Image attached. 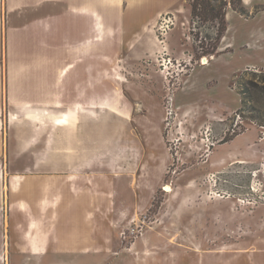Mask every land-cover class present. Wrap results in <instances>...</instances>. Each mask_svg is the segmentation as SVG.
<instances>
[{"label":"rangeland","instance_id":"rangeland-1","mask_svg":"<svg viewBox=\"0 0 264 264\" xmlns=\"http://www.w3.org/2000/svg\"><path fill=\"white\" fill-rule=\"evenodd\" d=\"M171 3L174 24L162 43L151 24L141 43L84 51L65 45L55 60L65 75L55 77L54 108L43 118L29 116L28 125L50 123L63 110L65 123L43 129L36 151H0V264H264V126L191 102L207 95L189 76L209 55L203 52L217 21L192 16L189 0ZM246 23L231 29L234 55L198 67L195 83L214 77L221 89L229 68L257 60L240 49L241 42L255 46L247 29L253 24ZM241 133L239 141L227 139ZM17 171L71 175L70 188H58L56 199H78L80 231H98L99 244L84 245L85 252L14 251L6 180Z\"/></svg>","mask_w":264,"mask_h":264},{"label":"crops","instance_id":"crops-1","mask_svg":"<svg viewBox=\"0 0 264 264\" xmlns=\"http://www.w3.org/2000/svg\"><path fill=\"white\" fill-rule=\"evenodd\" d=\"M150 1L0 0V151H36L35 143L42 137L43 129L65 123L63 110L59 116L52 117L50 123L46 119L39 120L33 128L28 125L33 122L29 116L35 114L43 118L41 115H47L54 108L55 77L65 75V66L55 67V60L63 58L65 45L84 51V45H91L89 49L93 50L94 46L102 44L127 46L141 43L145 33L152 31L150 25L156 24L159 15L172 12L173 0H153V5ZM241 1L250 10L254 5L264 6V0ZM150 12L154 14L150 16ZM262 17L264 7L253 16L244 17L227 5L226 29L217 42L216 52L205 55L207 63H199L189 76L193 88L199 87L197 91L206 90L207 95L193 98L191 102L196 100L199 105H210L212 115L216 112L215 107L227 108L229 111H236L240 107V95L231 86V77L253 66L264 71ZM245 23L253 24L247 29L254 38L255 46L252 41L245 44L241 42L240 49L251 51L257 60L229 68L222 75L221 89H218L219 82L214 77L195 83L192 77L198 67L207 69L210 64L234 55L231 29L243 28ZM227 47L233 51L224 52ZM70 50L68 47V52ZM21 117L25 124L20 126L17 120ZM4 123L8 124V130L4 129ZM59 128L64 132L62 127ZM243 133L230 142L240 139ZM15 140L18 142H11ZM240 143L247 144L236 142L237 145ZM238 151L247 149L241 148ZM4 168L0 165V180ZM45 168L42 166L39 170ZM72 178L65 173H9L6 194L12 220L8 227V238L14 251L31 255L47 253L49 250L85 252L87 250L82 249L84 245H92L93 242L94 245L99 244L98 231L90 227L80 231L85 218L82 217L84 207L79 205L78 199H70L71 196L56 199L57 189L70 188ZM1 196L3 194L0 193ZM46 219L48 224L44 222Z\"/></svg>","mask_w":264,"mask_h":264},{"label":"trees","instance_id":"trees-1","mask_svg":"<svg viewBox=\"0 0 264 264\" xmlns=\"http://www.w3.org/2000/svg\"><path fill=\"white\" fill-rule=\"evenodd\" d=\"M189 5L192 16L217 21L215 36L208 43L204 54L216 52L217 42L226 29L225 12L227 5H230L234 11L244 17H251L264 7L254 5L250 10L242 4L241 0H189ZM249 74L250 77L247 76ZM232 87L240 95V107L236 112L256 125L264 126V71L256 73L246 69L238 72L233 76ZM225 138L224 140L232 139V137Z\"/></svg>","mask_w":264,"mask_h":264},{"label":"built area","instance_id":"built-area-1","mask_svg":"<svg viewBox=\"0 0 264 264\" xmlns=\"http://www.w3.org/2000/svg\"><path fill=\"white\" fill-rule=\"evenodd\" d=\"M174 19L175 17L171 12H165L159 15L158 20L155 24V32H157L156 38L158 39L159 42L162 43L165 41L164 37L167 34L170 27L174 24ZM235 116L240 120L242 119L237 112H235ZM235 126H239V125L235 123ZM262 136H264V131H262ZM262 165L264 166V164Z\"/></svg>","mask_w":264,"mask_h":264},{"label":"bare ground","instance_id":"bare-ground-1","mask_svg":"<svg viewBox=\"0 0 264 264\" xmlns=\"http://www.w3.org/2000/svg\"><path fill=\"white\" fill-rule=\"evenodd\" d=\"M199 63L202 64V65L206 64V63H207V58H206V56H202L201 59H200V61H199ZM62 124H63V123H62ZM207 156L209 157L210 154H207ZM164 188H165V190H167V191H170V190H171V187H170L169 184H165V185H164ZM4 260H5V257H4ZM4 263H5V262H4Z\"/></svg>","mask_w":264,"mask_h":264}]
</instances>
